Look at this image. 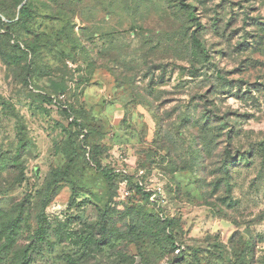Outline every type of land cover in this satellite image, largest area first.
<instances>
[{
  "label": "rangeland",
  "instance_id": "374dc122",
  "mask_svg": "<svg viewBox=\"0 0 264 264\" xmlns=\"http://www.w3.org/2000/svg\"><path fill=\"white\" fill-rule=\"evenodd\" d=\"M15 220L2 264H264V0H0Z\"/></svg>",
  "mask_w": 264,
  "mask_h": 264
},
{
  "label": "trees",
  "instance_id": "16d2710c",
  "mask_svg": "<svg viewBox=\"0 0 264 264\" xmlns=\"http://www.w3.org/2000/svg\"><path fill=\"white\" fill-rule=\"evenodd\" d=\"M30 15L29 13V9L26 7V5H22L19 9V16L20 17H28ZM193 40L196 44V46L200 49H202L201 43L198 40V38L196 36L193 35ZM71 159L68 160L66 167L63 170H57L56 171V175H62V176H66L68 174V166L70 164ZM102 173L104 175H107V172L105 169H102ZM17 220L13 221V223L11 224V226L8 228L7 232H6V240L5 242L0 246V264L3 263L4 259L6 258L7 253L9 252L10 248L13 245L14 242V232L17 231V224H16ZM36 233L39 235L38 238L42 239L43 235H44V229L43 226L39 225V227L36 230ZM173 243V242H172ZM27 250L25 249L23 251V257L26 258L27 255Z\"/></svg>",
  "mask_w": 264,
  "mask_h": 264
}]
</instances>
